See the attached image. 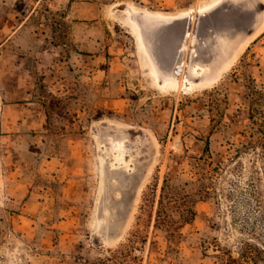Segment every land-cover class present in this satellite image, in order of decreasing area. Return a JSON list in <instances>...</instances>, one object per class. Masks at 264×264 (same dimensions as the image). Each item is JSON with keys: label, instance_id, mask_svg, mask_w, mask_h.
Instances as JSON below:
<instances>
[{"label": "rangeland", "instance_id": "obj_1", "mask_svg": "<svg viewBox=\"0 0 264 264\" xmlns=\"http://www.w3.org/2000/svg\"><path fill=\"white\" fill-rule=\"evenodd\" d=\"M212 1L0 0V264H264V0Z\"/></svg>", "mask_w": 264, "mask_h": 264}, {"label": "bare ground", "instance_id": "obj_2", "mask_svg": "<svg viewBox=\"0 0 264 264\" xmlns=\"http://www.w3.org/2000/svg\"><path fill=\"white\" fill-rule=\"evenodd\" d=\"M222 1H224V0H213L211 3H209V4H207V5H205L204 7H202V8H200L198 11L199 12H205V11H208V10H210V9H212L213 7H217V5L220 3V2H222ZM235 1V0H234ZM237 1V0H236ZM240 1V0H239ZM238 1V2H239ZM245 1V0H244ZM243 1V2H244ZM233 2V1H232ZM237 2V3H238ZM241 2V1H240ZM239 2V3H240ZM223 3V2H222ZM235 3V2H234ZM238 3V4H239ZM225 4H226V2H225ZM233 4V3H232ZM237 4V5H238ZM257 4V3H256ZM262 4H263V2H262ZM240 5V4H239ZM245 5V4H244ZM241 6V5H240ZM246 6V5H245ZM248 6V5H247ZM255 6V5H254ZM222 7V6H221ZM130 8V7H129ZM133 9V8H132ZM240 9V8H239ZM242 9V8H241ZM240 9V10H241ZM251 9H253V8H251ZM256 9V8H255ZM263 10H264V8H263ZM133 12H136V10H132ZM245 11H247V9H245ZM248 11H251V10H248ZM218 12H220V10H218ZM222 12H224V11H222ZM226 12H228V10L226 11ZM263 12V11H262ZM128 13V12H127ZM221 13V12H220ZM229 13V12H228ZM257 13V12H256ZM222 14V13H221ZM227 14V13H226ZM230 14V13H229ZM258 14V13H257ZM257 14H256V16H257ZM203 15V14H202ZM220 15V14H219ZM233 15V14H232ZM128 16V15H127ZM133 16V15H132ZM142 16V15H141ZM146 16V15H145ZM210 16H212V15H210ZM228 16V15H227ZM227 16H225V17H227ZM148 17V16H147ZM220 17H223V16H220ZM232 17V16H231ZM236 17V16H235ZM148 18H151V17H148ZM187 19H188V16L186 17ZM192 18V17H191ZM202 18V17H201ZM213 18V17H212ZM217 18V17H216ZM233 18V17H232ZM256 18V17H255ZM138 19H139V17H138ZM141 19V18H140ZM170 19H174V18H170ZM176 19H179V18H176ZM181 19V18H180ZM239 19H240V17H239ZM243 19V18H242ZM160 20H169V19H160ZM175 20V19H174ZM129 21V23H130V25H131V27H132V29H133V32L138 36V35H141V38H142V43H141V45H145V52H146V55H147V58H146V60H147V62H148V64L150 63H152V65H153V67H154V70L157 72V70H156V67H155V64H154V62H153V60H152V58L150 57V55L148 54V49H147V45H146V43H145V41H144V39H143V37H142V30H141V28H140V26L136 23V22H134L133 20H128ZM144 21V20H143ZM149 21V20H148ZM148 21H144V23L145 22H148ZM151 21V20H150ZM178 21V20H177ZM208 21H209V19H208ZM219 21V20H218ZM222 21V20H221ZM220 21V22H221ZM239 21V20H238ZM251 21V20H250ZM257 21V20H256ZM262 21V20H261ZM260 21V22H261ZM152 22V21H151ZM188 22V21H187ZM215 22V21H214ZM213 22V23H214ZM251 22H253V20L251 21ZM198 23V22H197ZM209 23H210V21H209ZM217 23H219V22H217ZM216 23V24H217ZM221 23H223V22H221ZM221 23H220V25H221ZM228 23V22H227ZM250 23V22H249ZM165 24V23H164ZM211 24V23H210ZM247 24V23H246ZM147 25V24H146ZM150 25V24H149ZM209 25V24H208ZM214 25V24H213ZM228 25V24H227ZM234 25V24H233ZM232 25V26H233ZM256 25V24H255ZM260 25H261V23H260ZM156 26V25H155ZM221 26H224V25H221ZM226 26V25H225ZM230 26V25H229ZM252 26H254V24L252 25ZM204 27V26H203ZM210 27H211V25H210ZM231 27V26H230ZM247 27V26H246ZM245 27V28H246ZM195 28V27H194ZM208 28V27H207ZM216 28V27H215ZM214 28V29H215ZM187 29V28H186ZM210 29V28H209ZM218 29V28H217ZM234 29V28H233ZM169 30V29H168ZM216 30V29H215ZM253 30H254V27H253ZM256 30V29H255ZM259 30H261V26H259V28L257 29V31L256 32H254V34H256ZM222 31V30H221ZM185 33H184V36L186 37V36H188V33H189V31L187 30V31H184ZM195 32V31H194ZM205 32H206V30H205ZM220 32V31H219ZM231 32H233L232 30H231ZM242 32V31H241ZM240 32V33H241ZM209 33V32H208ZM212 33H215V32H212ZM234 33V32H233ZM235 33H236V29H235ZM222 34V33H221ZM198 35V34H197ZM216 36H217V34H215ZM232 35V34H231ZM237 35V34H236ZM219 36V35H218ZM233 36V35H232ZM254 36V35H253ZM204 37V36H203ZM214 37V36H213ZM220 37V36H219ZM231 37V36H230ZM163 38H165V37H163ZM234 39H236L235 37H233ZM252 38V37H251ZM203 39V38H202ZM219 39V38H218ZM218 39H217V42H218ZM246 39V38H245ZM250 39V38H249ZM249 39H246V41H244L242 44H241V46H244L245 45V43L247 42V40H249ZM240 40V39H239ZM242 40V39H241ZM164 41V40H163ZM208 41V40H207ZM206 41V42H207ZM230 41V40H229ZM233 41V40H232ZM243 41V40H242ZM151 42V41H150ZM167 42V41H166ZM210 42H212V41H210ZM209 42V43H210ZM215 41H213V43H214ZM228 42V41H227ZM164 43V42H163ZM177 43V42H176ZM216 43V42H215ZM220 43V42H219ZM218 43V44H219ZM229 43V42H228ZM241 43V42H240ZM239 43V44H240ZM170 44V43H169ZM175 44V43H174ZM217 44V43H216ZM231 44V43H230ZM210 45H211V43H210ZM212 46V45H211ZM150 47V49H151V45L149 46ZM153 47V46H152ZM195 47V46H194ZM210 47V46H209ZM236 47V46H235ZM168 48L170 49L171 47L169 46V47H167V45L163 48L164 49V51H167L168 50ZM174 48V47H173ZM234 48V47H233ZM233 48H231L230 50H226L222 55H219V53L217 54V56H216V58H215V60L214 61H212V62H209V63H205V64H196V65H198V66H200V68L202 69V71H201V74H200V77H201V84L203 85V84H208V83H210L214 78H215V76H216V74H217V72H218V70H220L221 68H222V66L224 65V63L227 61V59L229 58V56H230V54L232 53L231 52V50L233 49ZM180 49H182V48H180ZM205 49V48H204ZM173 50V49H172ZM206 50H208V48H206ZM175 51V50H174ZM154 52V51H153ZM152 52V53H153ZM196 52H198V51H196ZM202 52H203V50H202ZM168 53V52H167ZM182 53V52H181ZM169 54V53H168ZM171 54V53H170ZM175 54V53H174ZM173 54V55H174ZM177 54V53H176ZM197 54V53H196ZM202 54V53H201ZM168 56L167 54H164V56ZM180 55V54H179ZM172 56V55H171ZM178 57H180V56H178ZM200 57H201V55H200ZM172 58V57H171ZM178 59V58H177ZM192 59V58H191ZM198 59V58H197ZM196 59V60H197ZM156 60V59H155ZM173 60L171 59V62H172ZM176 61H178V60H176ZM195 61V60H194ZM158 63V62H157ZM168 64H169V62L168 61H164L163 63H162V65H163V69L165 70V67H167L168 66ZM175 65H176V63H175ZM170 67V66H169ZM177 67V66H176ZM180 69L182 68V66H180L179 67ZM171 69H173L172 67H171ZM168 70H165V71H161V72H159V74H158V72H157V74H158V76H159V79H160V81H161V79H167L163 84H160V86L161 87H168V88H170V89H176V88H179L180 87V83H178V82H175V80H176V75H178V72H176V71H178V70H174V71H172V73L170 72V73H168L167 72ZM189 76L190 77H192L193 76V72H192V70H190L189 69ZM186 83V81L183 79L182 80V83ZM181 83V84H182ZM164 89V88H163Z\"/></svg>", "mask_w": 264, "mask_h": 264}, {"label": "water", "instance_id": "obj_3", "mask_svg": "<svg viewBox=\"0 0 264 264\" xmlns=\"http://www.w3.org/2000/svg\"><path fill=\"white\" fill-rule=\"evenodd\" d=\"M145 35L148 38L150 37L151 44H152V46H154V52L152 53V56H154L156 58V60H158V62H159V66H158V68H156L158 74L161 71L168 70L169 64H170V58L164 56V49H163L165 47V45L163 44V37L165 35V31L161 28H155V27L154 28H147L146 32L142 31V37H144ZM217 54H218V52L212 48L209 50H204L202 52L201 58L199 59L200 60L199 64H205V63H209V62L214 61ZM150 57H151V55H150ZM164 61L169 62L168 66L165 67V70L163 69V65H162V63Z\"/></svg>", "mask_w": 264, "mask_h": 264}, {"label": "trees", "instance_id": "obj_4", "mask_svg": "<svg viewBox=\"0 0 264 264\" xmlns=\"http://www.w3.org/2000/svg\"><path fill=\"white\" fill-rule=\"evenodd\" d=\"M208 194L207 190H201L200 191V196H199V200H202L203 198H205V195ZM164 215V213L161 212H157V216H156V220H160V216ZM179 217L181 219V224H185L188 223L189 221H191L194 216H195V212L192 208H188L182 212L179 213ZM165 221V220H163ZM175 228H173L172 226H166L163 230V233L165 235V239L167 242V250H166V254H169V252L171 251V244L173 241V236H174V232H175ZM219 264H246V262L241 261L240 259H235L232 258L230 255L226 256V258H221L219 260Z\"/></svg>", "mask_w": 264, "mask_h": 264}]
</instances>
